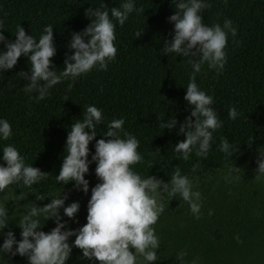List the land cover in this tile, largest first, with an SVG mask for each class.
<instances>
[{"label": "trees", "instance_id": "16d2710c", "mask_svg": "<svg viewBox=\"0 0 264 264\" xmlns=\"http://www.w3.org/2000/svg\"><path fill=\"white\" fill-rule=\"evenodd\" d=\"M104 3L110 8L118 5L119 0ZM207 3L209 6L201 12L203 23L222 25L228 18L236 28L235 36L227 37L222 72L203 65L195 75L198 87L212 95V107L224 122L213 133L207 157L190 154L184 161L172 151L174 144L183 139L176 128L191 110L183 99L182 86L188 82L191 67L186 64V57L160 52L164 39H170L173 30L172 22L167 20L175 11L171 0H136L142 11L130 14L124 25L116 26V57L108 63L107 70L93 69L77 77L71 81V89L67 88L69 81L64 80L53 86L45 99L30 100L29 96L36 93H24L22 85L27 82L16 74L29 68L24 55L18 57L12 69L0 73V118L7 119L12 129V135L0 141V145L12 144L26 163L48 172L33 189L47 192L60 187L54 176L65 154L67 131L73 121L82 118L89 104L101 108L105 118L97 126L96 137L89 142V159L95 140L107 139L102 137L107 121L123 117L122 127L139 140L137 151L143 157L131 166L133 170L166 181L172 170L179 167L182 174L196 182L202 196L200 217L194 218L183 200H165L164 212L153 225L160 238V258L149 264H177L174 256L180 249L187 252L185 262L198 258L199 264H264V179L255 177L256 149L264 145V0H207ZM96 6L92 0H0V32L12 40L15 27L20 24L26 34L38 38L45 25H53L56 52L50 59L60 71L65 54L72 51L67 47L71 32L80 31L89 23L85 9ZM141 27L142 34L134 37ZM230 106L239 113L235 120L228 119ZM169 116L175 117L176 126L160 129L159 120ZM220 137L238 146L230 157L239 168L235 173L238 179L224 178L226 165L231 161L217 148ZM193 164L198 165L195 172ZM94 168L95 162L90 163L85 174L88 193L74 189L71 181L61 187V194H68L65 205L79 202L72 219L63 216L61 209L62 219L68 221L66 227L78 228L86 222L87 200L91 187L98 182ZM34 198L35 193H26V200ZM48 200L45 197L36 203L41 206ZM13 206V201H6L9 213L20 215ZM15 219L8 227L19 239ZM54 226V221L48 218L41 230L47 232ZM72 239L74 236L69 237V243ZM80 255V249L73 246L66 264H88L87 260L78 259ZM0 264H26V257L5 254L0 257Z\"/></svg>", "mask_w": 264, "mask_h": 264}, {"label": "clouds", "instance_id": "9594fccd", "mask_svg": "<svg viewBox=\"0 0 264 264\" xmlns=\"http://www.w3.org/2000/svg\"><path fill=\"white\" fill-rule=\"evenodd\" d=\"M171 2L175 11L167 20L172 22L173 30L171 38L164 39L160 52L186 57L184 60L191 67L188 82L186 86L182 85L185 88L183 99L191 110L176 128L178 135L183 134V139L178 140L172 149L178 159L187 161L190 154L207 157L214 141L213 133L224 123L212 107V95L198 87L195 75L203 65L217 73L222 72L226 63L224 49L227 37L229 34L235 36L236 28L228 18L222 25L203 23L201 12L209 6L207 0ZM92 3L97 5L94 9H85L89 23L80 31L71 32L67 47L72 51L65 54L60 71L50 59L56 52L53 25H45L37 38L31 33L26 34L24 28L17 24L12 40L0 32V73L12 69L21 55L27 57L28 70L16 74L27 82L22 85V91L35 92L36 95H30L29 99L38 102L47 97L53 86L64 80L69 81L67 88L71 89V81L77 77L93 69L106 71L108 63L116 57V26L124 25L130 14H140L142 8L136 6V0H119L118 5L110 8L104 0H92ZM142 31V27L136 30L134 37L140 36ZM227 115L229 120H235L239 113L230 106ZM104 122L102 109L89 104L85 106L82 118L70 124L63 149L65 154L54 176L60 187L47 192L35 190L33 185L39 184L48 172L26 163L12 144L0 145V161L3 162L0 163V257L19 254L26 257V264H66L75 246L81 253L78 259L87 260L88 264H149L160 258V238L153 225L164 212L165 200H183L193 217H200L201 192L195 186L196 182L182 174L179 167L172 170L166 181L154 175L142 176L133 170L131 166L141 162L143 157L137 151L139 140L123 129V117L107 121L102 133V137L107 139L95 140L94 152L89 159V142L96 137L97 126ZM176 124L175 117L169 116L168 119H160L158 126L160 129H172ZM11 135L9 121L0 118V141ZM248 141L251 142V137ZM217 148L229 159L238 150V146L225 137H220ZM256 152L255 177L260 180L264 179V145L258 146ZM230 161L224 178L238 179L235 173L239 168ZM92 162H95L94 173L98 182L90 190L86 222L78 228L66 227L68 221L62 219L61 209L63 216L72 219L79 209V202L65 205L68 194H61V187L71 181L74 189L88 193L89 182L85 174ZM197 168V164L192 165L193 172ZM14 189L19 191L14 192ZM27 192L35 193L34 200L25 199ZM45 197L49 198L48 202L38 206L36 201H43ZM8 200L13 201V208L20 215L9 213L6 207ZM21 200L24 202L16 203ZM208 214H212L211 209ZM14 217H17L15 224L20 229L19 239L8 227ZM48 218L54 221L55 226L45 232L41 226ZM73 236L69 243V237ZM186 255L184 249L178 250L174 256L177 264H199L198 258L185 262Z\"/></svg>", "mask_w": 264, "mask_h": 264}]
</instances>
